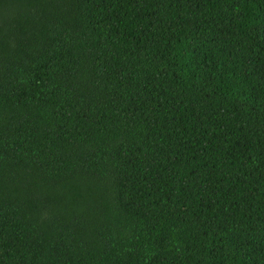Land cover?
Listing matches in <instances>:
<instances>
[{"label": "trees", "instance_id": "1", "mask_svg": "<svg viewBox=\"0 0 264 264\" xmlns=\"http://www.w3.org/2000/svg\"><path fill=\"white\" fill-rule=\"evenodd\" d=\"M0 264H264V0H0Z\"/></svg>", "mask_w": 264, "mask_h": 264}]
</instances>
